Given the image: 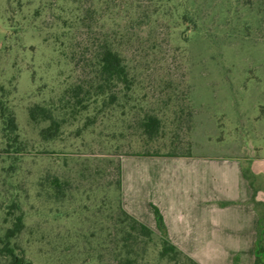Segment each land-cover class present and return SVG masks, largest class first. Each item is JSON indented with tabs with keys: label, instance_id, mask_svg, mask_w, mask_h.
Here are the masks:
<instances>
[{
	"label": "rangeland",
	"instance_id": "obj_1",
	"mask_svg": "<svg viewBox=\"0 0 264 264\" xmlns=\"http://www.w3.org/2000/svg\"><path fill=\"white\" fill-rule=\"evenodd\" d=\"M261 1L0 0V101L22 144L5 152L0 120V190L16 194L25 224L19 242L33 264H115L113 182L127 156L174 150L264 159ZM180 22L190 27L184 33ZM103 39L117 46L134 78L127 99L122 89L109 111L69 118L58 138L42 139L48 123L30 121L28 108L47 106L83 78ZM186 105L190 126L180 121ZM144 113L162 122L150 142L137 124ZM54 175L70 184L61 201L46 194ZM153 233L137 264H172L158 257L161 235Z\"/></svg>",
	"mask_w": 264,
	"mask_h": 264
},
{
	"label": "crops",
	"instance_id": "obj_2",
	"mask_svg": "<svg viewBox=\"0 0 264 264\" xmlns=\"http://www.w3.org/2000/svg\"><path fill=\"white\" fill-rule=\"evenodd\" d=\"M244 167L253 176V188ZM253 200L264 206V159L190 155L121 160L124 210L158 231L157 208L166 239L198 264H252L258 219Z\"/></svg>",
	"mask_w": 264,
	"mask_h": 264
},
{
	"label": "trees",
	"instance_id": "obj_3",
	"mask_svg": "<svg viewBox=\"0 0 264 264\" xmlns=\"http://www.w3.org/2000/svg\"><path fill=\"white\" fill-rule=\"evenodd\" d=\"M51 2L52 6L55 4L54 0ZM68 1V0H67ZM245 5H250L251 0H242ZM258 9L261 12V21H264V0L260 2ZM258 11V12H259ZM71 14V10H66ZM263 16V17H262ZM78 20L80 19L77 17ZM184 19V15L182 17ZM183 26L181 32L184 33V28L189 29L188 25L180 22ZM246 30L248 29L245 26ZM246 32V31H245ZM117 46L109 39L101 40L97 49L93 52L88 60L87 69L88 73L76 82L67 85L63 88L60 96L54 101L50 102L47 106L33 105L28 108L27 115L32 122H47L48 125L40 130V136L44 140H54L61 134V127L65 125L67 119L76 120L84 112L92 111L101 113L104 110L109 111L114 107L118 98L119 91L125 90L122 95L127 99V92L131 90L133 85V76L130 74L128 66L124 61ZM123 108L124 105H118ZM185 116L180 118V121L186 120L189 124L190 113L186 105ZM96 114L90 117H85L90 123L93 122ZM134 118V117H133ZM0 120H1V140L4 142V150L6 153H17L21 150L20 141L18 139L17 125L15 117L11 110L0 101ZM138 128L141 135L150 142L159 138L162 134L161 119L154 114L144 113L137 121ZM190 126V124H189ZM188 128V127H187ZM175 148V147H174ZM138 157H182L190 156L186 152H176L174 150L166 153H159L157 150L154 152H144L142 154H135ZM10 165L6 170L5 175L1 180L2 186L11 177ZM117 177L113 182L114 189L118 193L119 204L117 205V222L113 227L112 233H109L108 239L110 244L113 245L115 256L113 257L115 264H137L138 250L141 245L147 244L151 241L153 231L146 225L130 216L123 208L121 201V161L116 165ZM243 176L253 188V176L248 167L243 168ZM47 177H45L46 179ZM48 181L45 180V183ZM38 183V186L42 185ZM46 183V184H47ZM67 179H60L54 175L49 179L46 187V194L49 198L62 200L65 195V190L69 187ZM255 193V190H254ZM16 194L7 195L6 191L0 190V264H33L26 256V251L19 242V237L22 234L24 224V213L20 208L19 201ZM254 207L258 214L256 224V235L253 246V262L252 264H264V206L253 200ZM154 217L156 220L157 230L161 235L159 241L158 257L165 259L168 263L180 264L183 261L185 264H198L193 259L188 257L176 246L166 239V232L163 224V219L157 208L153 207ZM115 235L119 238L114 239Z\"/></svg>",
	"mask_w": 264,
	"mask_h": 264
}]
</instances>
